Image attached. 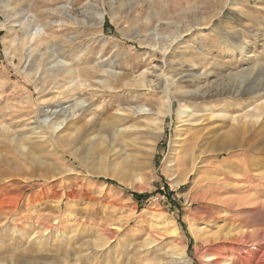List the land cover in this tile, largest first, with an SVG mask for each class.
I'll list each match as a JSON object with an SVG mask.
<instances>
[{"label":"rangeland","instance_id":"rangeland-1","mask_svg":"<svg viewBox=\"0 0 264 264\" xmlns=\"http://www.w3.org/2000/svg\"><path fill=\"white\" fill-rule=\"evenodd\" d=\"M117 1L0 0V24L11 21L0 29V264H177L172 257L178 258V246L194 264H210V238L224 217L236 218L241 210L199 198L198 180L220 179V196H234L235 159L247 153L258 158L251 173H264V118L249 129L220 119L187 128L177 114L185 103L178 99L174 112L165 115L162 63L148 44L157 41L159 17L170 22L161 29L165 34L200 19L204 25L196 30L193 45L175 44L166 55L175 62L164 70L175 82L169 96L189 99L190 93L219 96L231 90L237 97L253 87L263 91L264 0H124L121 7ZM66 2L89 13L100 7L107 11L102 25L91 13L93 20L86 24L47 28L52 60L67 61L75 74L47 72L37 58L43 42L28 67L18 49L14 58L8 54L22 32L21 22L31 18L43 25L48 17H60L43 10ZM135 3L138 7L131 9ZM234 4L236 15L228 20L223 11ZM115 10L121 12L113 19ZM245 37L246 49L228 47V39L242 45ZM248 55L253 59L248 61ZM190 58L205 77L182 83L178 64ZM106 70L118 77L109 80ZM144 71V82L134 78ZM244 71L251 74L247 85L241 83ZM78 99L90 104V115L77 112L73 103ZM229 99L230 112L241 113L245 98ZM118 112L129 120H118ZM150 113L162 114L163 130L148 124ZM191 132L196 134L191 139L194 159L189 168H179ZM253 192L264 196L257 188ZM143 194L146 198L137 197ZM95 240L106 243L97 247ZM259 256L253 264H264V249Z\"/></svg>","mask_w":264,"mask_h":264},{"label":"bare ground","instance_id":"bare-ground-1","mask_svg":"<svg viewBox=\"0 0 264 264\" xmlns=\"http://www.w3.org/2000/svg\"><path fill=\"white\" fill-rule=\"evenodd\" d=\"M125 1L118 0L117 3H119L118 5L121 4L120 5L121 7ZM138 5H139L138 3L131 5L132 7L131 9L133 8L136 9ZM235 5L237 4H234V7L232 9L223 11V13H225V17L228 20L234 19L235 17L234 16L235 12L233 13V9L234 10L237 9ZM45 11L50 16L51 15L55 16L57 14L60 17H51V18L48 17L46 18L45 21H43V25L36 24L37 22H35V20H32L31 18L30 19L27 18L24 22H21L20 25L22 26V29H21L22 32L19 35L18 34L15 35L14 39L11 41L13 46L11 47V49L7 50V52L12 58H14V56L16 55L15 50L18 49L19 55L21 56V60H24V63H26V66L28 67L30 66L32 62H35L33 61V56L36 53L37 46L42 45V42H43V52L41 53V56H39L38 54L37 58L42 59L43 64L45 63L48 66L45 68V70L51 73L54 77H56L59 73H63L66 76H71L75 74L76 70L74 68L69 67L67 64V61L62 60V59L58 61L52 60V58L53 57L55 58V56L53 55L52 51H50L52 50L51 48L53 47L52 45L48 44L47 38L49 37V34H47V28L53 27V26L61 27L65 23L68 25L70 24L71 26L86 24L87 21L93 20L92 19L93 16H90L91 13L92 14L96 13L97 15L96 24L102 25L105 20L107 11L103 7H100L96 10H92V12L90 11L89 13V11L87 12V10H83L79 7L74 8L71 2H66L65 4L57 8L48 7L45 10H43L44 13ZM120 12L121 11L119 10H117L116 12H113L112 18L116 19L119 16ZM46 13L45 15L47 16ZM6 18L9 19V14H6ZM32 18L34 19V17ZM205 19L206 17L203 18V21H205ZM157 20L158 21L154 27V36L157 37V41L154 44L152 43H148V44L151 45V47H153V52L158 53V55H160V57H156V60H159L162 63V66H160V69H159V72H160L159 75L162 76L163 81L161 83V87L163 91L166 93V98H167L164 101V107H165L164 114L171 115L174 112V99H178L180 102L182 103L184 102L185 104H187V105L183 104L177 111L179 119L182 122L186 123L187 128L197 127L201 125L205 119L207 120L220 119L226 122L229 121L232 123V127L237 128V129L242 128V127L243 128L247 127V129H249V128L256 127L257 125H259L264 118V99H263L264 90L263 91L259 90L256 87H253L254 89H249L248 91L246 90L247 91L246 94H242V93L235 94L237 95V97L233 96L234 93H231V90L227 91L226 93L220 94L219 96H213L209 93L208 94L195 93V95H193V93H190V95L192 96H190L189 99L179 98L178 95H173V94L169 96L168 92H170L171 86L175 82L174 80H170L171 78L169 79L167 76L164 75V70L167 68L169 63H175V62L174 61L169 62L168 59L166 58V55L173 51V48H174L173 45L175 44L184 43L183 44L184 47H189L191 46V44L193 45V38L196 37L195 36L196 30H198L199 28H202L204 23H202L200 19H194L188 23L179 24L172 33L165 34L164 32L161 31V29L165 26V24L168 25L170 22H167V21L165 22L160 17ZM10 22L11 21L7 20V23L6 22L1 23L0 29L1 28L4 29V27H6L7 24ZM11 29H13V27H11ZM224 37L226 36L224 35ZM237 41H238L237 39L235 40L228 39L227 40V43H229L228 47L231 48L233 45H235L237 46V48L244 50L246 49V46L249 45V40L246 37L244 38V43L242 45H239L240 42L238 43ZM250 51L252 52V49H250ZM45 52H48L47 56H45ZM247 59L248 61H250L251 59H253V56L248 55ZM203 60L205 61L202 62V67L206 69L208 67L206 64L208 63V58L204 56ZM178 65L180 66L179 67L180 72L176 75L179 76L178 81L182 83L192 84L194 81H197L205 77L203 73L200 72L201 70L198 69V66H197L198 63L196 62V60H193L192 58H190V60L187 62H179ZM40 67L41 65H39L38 67H35V69L38 70ZM147 71L141 72L137 77H134V78H136L139 81L144 82ZM105 72L109 74V80L110 78L116 79L118 77L117 72L108 71V70H106ZM250 76L251 74L248 71H244L242 74L241 83L242 84L244 83L245 85H247L249 79H251ZM72 80H74V78H72L71 81ZM238 96H243V97H238ZM228 98H231L229 100H233V98H237V99L245 98L243 99L244 103L241 104L243 105L241 108L242 110L241 113L235 114V112H230L228 107L231 105H230V101H228ZM222 102H224V104ZM221 104H223L222 107L220 106ZM73 105L75 108H77V112L79 111L80 115L82 114L90 115L91 114L90 104H86L84 99H78L76 102L73 103ZM48 111L49 110H46L45 112H48ZM51 112L53 113L57 112V114L62 115L61 110L60 112L59 110L58 111L54 110ZM162 114L153 116L152 113H150L151 116L146 117L149 125H152V126L155 125L154 127L156 128V131L163 130V126H161V123H159L160 116ZM92 117L95 118V115H93ZM93 118H89L88 120H92ZM117 118L123 123L126 120V116H124V114H121V113L117 114ZM64 120L65 118L61 119L58 126L63 124ZM156 135L157 137H160L158 134ZM195 135L196 134L192 133L191 135H189L187 139V143L183 148L182 155L180 159L178 158L177 160V165L179 168L181 166L187 167L186 166L187 164L193 162V159H194V156L192 155L193 143L191 139H193L194 138L193 136ZM234 151L231 150L228 153L232 154L234 153ZM247 155L242 156V158L235 159L237 160L236 168H238L239 174L237 175L234 181L235 184H234L233 190L236 192L234 196H228V197L222 198L223 194L221 193V190L217 188V184L220 183L218 182L220 181V179H217L215 177L205 176L202 179L199 178L201 180H198L200 181L198 182L199 187H200L199 191L202 192L201 194L202 196H198L199 198H203L204 200H209V201H218L220 203L222 202V204H225V206H228L229 208H237L241 210V213L239 214V216L237 215L236 218L224 217L222 219L223 220L222 222L224 223L218 226L216 233L213 234V236L210 238L209 240V244L211 246V253H210L211 258L209 259L210 264H253L254 262L256 263V261H258V258L260 257L259 254L264 249V225L262 224V221L264 220V196L262 194L253 192V190L256 188L257 190H262L264 192V173L263 172L261 174L251 173L250 165L254 163L255 161H257L258 158L253 157V156H247ZM236 156L237 155L233 154V157H236ZM200 159L202 158L200 157ZM205 162H207V160ZM223 178L224 179L227 178V175L226 177H223ZM223 182L225 181L222 180V183ZM224 191L228 192L227 190H224ZM219 196L221 198H218ZM213 216L214 215H211V219L213 218ZM172 232H174L177 235L178 229L176 227H173ZM174 239L176 240V237ZM105 243L106 242L103 243L102 240L94 241V244L97 247H100L104 245ZM252 246L255 247V250L251 249ZM176 250L177 251L174 252V254H177L178 258L176 259L172 257L173 262L175 261L177 264H194L193 263L194 259L189 258V255L187 254L185 247L178 246ZM17 264H21V263H17Z\"/></svg>","mask_w":264,"mask_h":264},{"label":"trees","instance_id":"trees-1","mask_svg":"<svg viewBox=\"0 0 264 264\" xmlns=\"http://www.w3.org/2000/svg\"><path fill=\"white\" fill-rule=\"evenodd\" d=\"M146 196L147 195H144V194L143 195H137V197L140 198V199H144V198H146Z\"/></svg>","mask_w":264,"mask_h":264}]
</instances>
